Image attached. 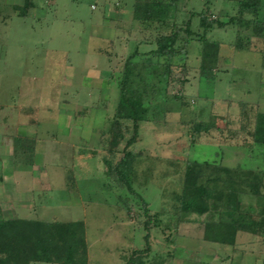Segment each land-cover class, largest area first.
<instances>
[{
    "label": "rangeland",
    "instance_id": "374dc122",
    "mask_svg": "<svg viewBox=\"0 0 264 264\" xmlns=\"http://www.w3.org/2000/svg\"><path fill=\"white\" fill-rule=\"evenodd\" d=\"M131 1L32 0L25 17H19L16 7L23 0H0V215L15 219L21 197L29 207L23 219L83 222L87 264H128L131 251L145 247L147 220L150 251L143 264H262L260 237L238 233L232 246L206 242V216L190 215L177 224L168 196L179 190L184 160L264 169V147L254 145L250 134L256 112L264 113L263 42L249 29L230 24L207 33L220 44L219 61L207 79L199 77L194 42L182 87L174 81L184 77L183 63L172 62L175 80L165 93L164 114H157L156 123L141 124L140 140L131 148L140 152L132 188L146 206L104 175L106 129L124 61L135 45L139 51L153 48L155 33L141 35ZM206 1L180 0L179 5L208 11L221 21L227 19L223 13L234 15L232 0ZM259 20H264V0ZM197 24L195 16L191 28ZM236 36L242 44L250 37L247 50L233 49ZM132 38L135 44H127ZM139 39L147 42L140 45ZM178 90L188 108L173 100ZM209 118L214 128L193 142L187 122ZM18 136L28 139L23 142L30 146L27 155L14 152ZM241 201L264 204L246 194ZM126 216L133 225H126Z\"/></svg>",
    "mask_w": 264,
    "mask_h": 264
},
{
    "label": "trees",
    "instance_id": "16d2710c",
    "mask_svg": "<svg viewBox=\"0 0 264 264\" xmlns=\"http://www.w3.org/2000/svg\"><path fill=\"white\" fill-rule=\"evenodd\" d=\"M232 1L235 3V12L232 16L226 15V21L219 20L218 16L212 18V13L208 11L194 9L188 11L187 19L179 20V0H133L130 4L131 15L139 24L141 33H155L153 48L139 51L135 45L124 61L117 81L114 112L106 129L109 137L106 144L107 158L102 163L104 175L138 199L135 202L141 203L143 207L146 202L132 188L133 162L140 152L135 153L131 148L140 140L141 124L156 123L157 114H164L162 104L167 101L164 98L165 93L175 80L172 77L175 68L172 62L177 60L183 63L181 71L184 77L174 81L182 87L187 82L185 75L188 71L185 63L189 45L194 42L199 46V77L207 79L219 61L220 53V44L208 40L207 33L213 27L222 28L235 24L249 29L254 38L263 42L259 53L264 65V20H259L263 0ZM207 4L205 0L204 5ZM32 5V0H23L22 5L16 7L19 11L17 16L25 17ZM195 16L198 24L193 30L191 20ZM244 40L245 44H242L239 36H236L233 49L247 50L250 37H245ZM146 42L141 40L139 44ZM172 98L180 103L182 109L188 108L189 101L182 90H178ZM187 123L193 142L196 136L214 128L211 118ZM250 134L254 145L264 147V113L256 112ZM27 140L26 137L14 138V152L19 151L20 155L24 152L27 155V151L30 153V146L23 144ZM119 150L120 158L113 161ZM184 163L185 172L179 190L168 195L177 224L190 215H204L206 219L202 221L203 240L206 242L232 246L238 233L260 237L264 241V204L243 205L241 201L244 194L264 199V169L256 171L241 166L232 168L221 163L195 160H184ZM122 203L127 211L128 201ZM143 211L145 215L148 214L147 208ZM149 224L150 220H147L143 225L145 247L131 251L128 264H143V260L145 261L150 251ZM87 249L85 226L81 221L4 219L0 215V264H87Z\"/></svg>",
    "mask_w": 264,
    "mask_h": 264
},
{
    "label": "crops",
    "instance_id": "0c3cea01",
    "mask_svg": "<svg viewBox=\"0 0 264 264\" xmlns=\"http://www.w3.org/2000/svg\"><path fill=\"white\" fill-rule=\"evenodd\" d=\"M180 1V0H179ZM179 3L180 2H178V19L179 20H182V19H187L188 18V16H189V13H188V11H189V9H185V10H183V9H181L180 8V5H179ZM130 4H132V1L130 2ZM187 5H188V7H189V3L187 2ZM187 7V8H188ZM131 13V12H130ZM188 15V16H187ZM227 14H224L223 13V16H226ZM104 27V26H103ZM141 35H142V33H141ZM141 40L139 39L138 40V42H140ZM126 42H127V44H133V43H135V41H134V39L132 38V39H127L126 40ZM98 74H100V73H98ZM14 186H15V182H14ZM13 186V187H14ZM13 190H16V189H14L13 188ZM25 196L27 197L28 196V192H26L25 193ZM18 198V197H17ZM18 201H20V204H19V208H17L15 211H14V218H17V219H23V218H28L27 217V213L26 212H28V203L26 202V201H24L21 197L18 199ZM22 205V206H21ZM23 216V217H22ZM2 217V216H1ZM125 219H126V225H133V222L132 221H129V219H128V217L126 216L125 217Z\"/></svg>",
    "mask_w": 264,
    "mask_h": 264
},
{
    "label": "built area",
    "instance_id": "2783aa9c",
    "mask_svg": "<svg viewBox=\"0 0 264 264\" xmlns=\"http://www.w3.org/2000/svg\"><path fill=\"white\" fill-rule=\"evenodd\" d=\"M92 9H94L95 7L94 6H91Z\"/></svg>",
    "mask_w": 264,
    "mask_h": 264
}]
</instances>
